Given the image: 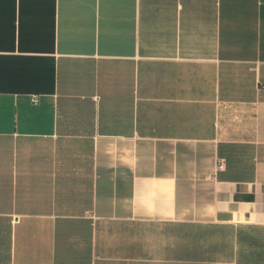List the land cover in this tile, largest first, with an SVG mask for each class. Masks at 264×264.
I'll list each match as a JSON object with an SVG mask.
<instances>
[{"label": "crops", "instance_id": "0c3cea01", "mask_svg": "<svg viewBox=\"0 0 264 264\" xmlns=\"http://www.w3.org/2000/svg\"><path fill=\"white\" fill-rule=\"evenodd\" d=\"M0 264H264V0H0Z\"/></svg>", "mask_w": 264, "mask_h": 264}, {"label": "built area", "instance_id": "2783aa9c", "mask_svg": "<svg viewBox=\"0 0 264 264\" xmlns=\"http://www.w3.org/2000/svg\"><path fill=\"white\" fill-rule=\"evenodd\" d=\"M34 98H35L34 100L38 99L36 97H34ZM218 165H219V167H223V163L222 162H220Z\"/></svg>", "mask_w": 264, "mask_h": 264}]
</instances>
